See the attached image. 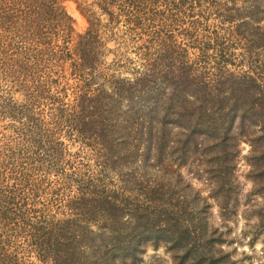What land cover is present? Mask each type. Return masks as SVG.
<instances>
[{
    "label": "trees",
    "instance_id": "1",
    "mask_svg": "<svg viewBox=\"0 0 264 264\" xmlns=\"http://www.w3.org/2000/svg\"><path fill=\"white\" fill-rule=\"evenodd\" d=\"M66 1L0 0V264H133L143 240L164 231L174 240L168 228L175 206L146 172L161 160L151 162L150 153L154 145L164 149L167 129L183 131L184 149L202 136L226 139L235 121L242 133L257 125V137H264V67L228 69L238 56H248L252 67L264 40L252 23L264 13V0H245L253 10L248 22L226 37L206 20L234 21L229 1L94 0L108 22H89L82 34ZM115 24L123 26L115 49L130 48L140 58L130 78L110 73L122 61L105 62L118 50L101 29ZM72 145L78 150L71 153ZM84 149L106 153L100 170L142 160L146 175L136 180V192L147 197L142 210L138 197L120 196L73 168ZM97 208L107 242L88 236ZM130 210L135 224L122 232L131 220L122 214ZM176 241L187 243L184 236Z\"/></svg>",
    "mask_w": 264,
    "mask_h": 264
},
{
    "label": "rangeland",
    "instance_id": "2",
    "mask_svg": "<svg viewBox=\"0 0 264 264\" xmlns=\"http://www.w3.org/2000/svg\"><path fill=\"white\" fill-rule=\"evenodd\" d=\"M221 1H229L228 7L234 8L228 12L234 21L220 25L211 15L207 17L206 25L212 29L221 27L223 30L220 33L226 37L230 31H241L240 26L248 22L247 13H252L253 10L247 8L245 0ZM64 8L72 19L75 32L79 34L89 29L91 22L96 24L100 21L104 27L108 22L107 17L100 15L94 0H69L64 3ZM256 17L258 24L252 23L255 26L252 31L254 33L258 27L259 32H263L264 13H256ZM122 29L123 26L118 24L101 29L107 41L114 39L112 42L108 41L110 49H115L121 42L118 38ZM112 32L116 33L114 37L110 34ZM261 43V48L253 54L252 67L248 66V61H251L248 56L244 60L238 56L228 65L229 71L243 73L248 67L255 69L253 65L264 67V40ZM121 47L120 50L115 49L118 50V53L114 52L116 55L109 54L105 62L112 64L122 61L114 69L115 72L110 73L123 79L130 78L132 68L137 67V59L140 58L132 49L125 50L124 46ZM242 51L240 48L233 50L236 55H240ZM253 72L259 73L258 70ZM260 78L263 79L264 76ZM165 132L160 143L165 146L164 149L161 146L156 149L154 145V150L150 153L151 162L158 161L159 158L161 160L155 163L156 169L146 172L150 184L161 189L159 193L162 199L171 200L175 206L170 207L174 214L171 216L172 226L168 228L172 231L170 233L174 240L166 238L170 234L164 231V226L165 233H159L158 239L149 238L139 243V259L133 264H264V137H257L261 134L259 127L250 124L244 134L235 121L226 139L221 136L216 138V135L202 136L197 139V146L189 141L185 149L182 130L170 128ZM69 147L71 153L78 150V146ZM97 149H84V156L73 163V168L93 173L108 190L121 192L120 196L129 195L130 199L138 197L140 200H137V206L142 210L143 200L147 197L136 192L139 190L136 180L146 175L143 174L142 160L130 165L119 163V167L116 165L118 168L114 166L100 170L102 164L99 157H109L103 150ZM118 152L116 149V154ZM124 196L122 195L123 199ZM163 209H167V206ZM97 210L99 215H94V222L89 227L92 234L88 233V236H92L97 242H107V235L110 234L103 221L104 212L99 208ZM148 212L150 215L147 213V217L154 219L151 211ZM130 213L131 210L127 214L123 213L122 221L130 220ZM134 224L131 219L129 225L121 226L120 230L129 232ZM147 226L148 224H144L143 229ZM183 236L192 248H186L187 243L182 245V241H176V238Z\"/></svg>",
    "mask_w": 264,
    "mask_h": 264
}]
</instances>
